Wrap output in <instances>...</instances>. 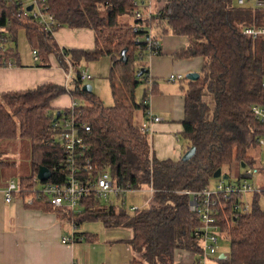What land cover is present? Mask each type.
Segmentation results:
<instances>
[{
    "label": "trees",
    "instance_id": "16d2710c",
    "mask_svg": "<svg viewBox=\"0 0 264 264\" xmlns=\"http://www.w3.org/2000/svg\"><path fill=\"white\" fill-rule=\"evenodd\" d=\"M161 1L159 10L151 14L141 10L143 5L138 0H47L48 12L56 19L54 31L61 27L94 31L93 49L62 51L53 33L31 15H24L20 4L0 0V27L8 39L0 45V66L9 60L20 63L16 46L20 30L25 32L30 47L37 50L41 66H50L45 63L49 54H54L67 69V56L75 69L83 61L103 56L112 59L111 106H106L94 89H83L85 81L78 72L67 85L45 82L33 89L1 93L0 142L17 137L31 140L32 173L20 178L23 188L31 189L40 183L37 173L41 166L48 167L52 180L57 181L55 166L62 161L64 151L52 141L53 126L58 112L65 108H54L52 101L65 93L82 100L81 113L75 115L88 145L86 159L91 161L92 172L108 169L115 185L127 190L149 186L153 193L151 204L129 212L124 209V200L108 205L92 195L82 202V213L55 208L42 200L30 206L58 211L75 228L76 236H84L83 240H91L94 235L79 231L87 221L130 228L133 234L129 244L134 253L130 264H175L181 249L199 255L201 247L195 230L200 218L190 210L191 195L185 191L211 187L219 168H227L223 173L230 179L235 160L243 168L238 176L241 178L243 163L255 166L249 150L256 147L258 137L264 136V124L252 111L254 104L264 106V40L253 39L242 31L246 26H264V5L250 1L240 4L237 0ZM137 11L143 18L135 19ZM122 16L131 21H121ZM157 21L164 23L161 33L170 30L188 38V45L173 54L175 60L203 59L200 77L182 80L187 85L183 84L181 136L187 146L178 159H159L152 150L149 132L135 122L137 111L147 116L150 97L159 92L158 82L148 75V65L139 63L149 54L138 47H147ZM137 38L143 43H137ZM161 53L160 47L156 55ZM142 67L145 71L139 76ZM141 84L145 88L138 101ZM83 123L90 126V131L82 129ZM4 163L0 161V165ZM263 194L264 191L253 194L248 213L235 209L238 194L216 196L221 237L231 242L230 255L217 259L216 264H264Z\"/></svg>",
    "mask_w": 264,
    "mask_h": 264
},
{
    "label": "crops",
    "instance_id": "0c3cea01",
    "mask_svg": "<svg viewBox=\"0 0 264 264\" xmlns=\"http://www.w3.org/2000/svg\"><path fill=\"white\" fill-rule=\"evenodd\" d=\"M138 1L143 5L141 10L151 14L162 5L161 0ZM163 24L157 21L150 33L160 41L162 53L146 57L148 75L158 82L159 87V92L150 97L149 109L162 117V120L151 123L149 140L159 159H178L187 146L181 136L184 130V90L182 81L175 84L177 82L170 81L169 76L199 73L203 59L175 60L173 54L187 46L189 41L170 30L161 33ZM54 40L62 51L93 49L95 45L94 31L90 28L61 27L56 30ZM31 58L20 54L19 64L0 66V94L33 89L45 82L67 84L65 73L68 69L54 54H49L45 62L50 64L49 68L38 64L42 61L34 59L33 49ZM66 61L71 64L68 56ZM82 63L86 65L87 61ZM65 96L66 93L54 99L52 106L56 109L69 107L73 98L70 94L68 99ZM146 117L141 113L139 122L143 123ZM7 183L0 179V264H130L134 254L129 244L133 234L130 228L103 224L99 234L79 228V231L93 233L91 240L63 243L61 238L73 228L63 221L58 211L27 205L19 194L14 195L12 202H6L2 190ZM175 264H198V255L189 250H178Z\"/></svg>",
    "mask_w": 264,
    "mask_h": 264
},
{
    "label": "built area",
    "instance_id": "2783aa9c",
    "mask_svg": "<svg viewBox=\"0 0 264 264\" xmlns=\"http://www.w3.org/2000/svg\"><path fill=\"white\" fill-rule=\"evenodd\" d=\"M21 5V10L24 15H31L39 25L44 26L45 29L52 32L56 19L53 14L48 12L47 0H14ZM238 3L243 4L246 1L253 2L257 5H264V0H237ZM32 6L30 11L28 6ZM135 19L143 18V14L139 11L135 14ZM138 30V26L134 25V31ZM243 33L252 37L253 39L264 40V26H246L243 28ZM3 28L0 27V45L3 46L7 42L6 35L2 34ZM137 43H143L139 38ZM147 47L138 45L140 50H146L149 56L156 55L158 49L161 47L158 39H153L148 36ZM33 57L35 60L39 59L37 50H33ZM5 66L15 65L12 60L4 62ZM78 72L83 81L92 78V74L87 65L81 63L76 69L69 64L66 70L65 78L68 81L72 75ZM186 75L178 73L171 74L169 80L175 82L176 80H184ZM67 85V84H66ZM82 100L73 99L70 106L60 111V115L54 122L53 126V143L60 145L64 151V157L59 165L55 166L57 181L52 180L53 174L46 181H40L31 189L23 188L20 183L11 181L2 190L4 199L10 203L14 199L15 194L23 197L27 205H33L37 200L48 201L55 208H62L73 213H82L84 210L83 201L92 195L100 197L103 201H107L113 194L123 196L127 189H123L112 180L110 171L105 169L98 174L92 172L90 159H86L88 145L79 132L77 127L76 113H81L80 108L83 107ZM252 111L256 118L264 124V106L254 104ZM162 120V117L154 114L150 109L147 112L146 120L142 123L144 130L150 132V126L153 121ZM84 131H90V126L86 123L81 125ZM264 152V136L258 137L257 145ZM86 159V163H85ZM257 173H264L255 170L254 167L245 166L241 178L238 177L236 181L227 182V179L218 178L215 183V189L212 187L205 188L199 191L188 190L186 193L191 195L190 210L198 214L200 218V225L195 230L201 252L198 255V264H210V259L217 260L220 258V226L218 223L219 209L217 207L219 194H224L225 198L233 194H238L239 198L235 204V209L242 213H248L251 210L252 200L250 195L264 191L260 186L254 185L250 182V178H254ZM240 178V179H239ZM30 191V192H23ZM26 193V194H25ZM114 204L108 202V205ZM140 207L132 205L130 210L136 211ZM75 228L70 234L61 238L63 243H74L82 241L84 236H76ZM227 256V255H226ZM71 264H76L72 262Z\"/></svg>",
    "mask_w": 264,
    "mask_h": 264
},
{
    "label": "rangeland",
    "instance_id": "374dc122",
    "mask_svg": "<svg viewBox=\"0 0 264 264\" xmlns=\"http://www.w3.org/2000/svg\"><path fill=\"white\" fill-rule=\"evenodd\" d=\"M147 1V0H146ZM156 1V0H153ZM145 7V6H144ZM145 12V11H143ZM121 21L130 22L131 18L128 16H122ZM186 39H188L186 37ZM17 48L23 56L30 57L32 55V49L30 44L25 36V32L20 30L18 32L17 38ZM148 59L144 58L139 63L145 64ZM41 64V63H39ZM88 66L92 78L85 81L84 84H91L94 88V91L101 98L103 103L106 106H111L114 103V99L112 97V92L109 84V75L112 66V59L109 56H103L96 60H91L86 63ZM45 68H49V66L44 65ZM182 81V80H181ZM175 84H179L180 81L176 80ZM183 82V83H182ZM182 84H186L187 81H182ZM145 86L140 85L137 89V100L140 101L143 95V90ZM66 99L69 98V94L66 93ZM141 115L140 111L136 112L135 122L138 124H142L139 122L138 117ZM31 153H32V142L30 139L17 137L14 139L2 140L0 142V161L5 162L0 165V179L2 181H14L16 183L19 182L21 177L28 176L32 173V165H31ZM249 155L254 157L255 166L254 169L264 172V152L259 147H254L249 150ZM245 168V167H244ZM243 171V168L239 167V162L234 161L231 178L227 179V182L236 181L240 172ZM223 172H227V168L223 169ZM218 178H215L211 184L212 189H215L214 185L217 182ZM250 182L254 185L260 186L261 189L264 188V173H257L254 178H250ZM7 183V184H8ZM263 192V191H261ZM260 192V193H261ZM152 191L149 186H143L140 189H131L126 191L123 196H117L113 194L107 201H104L108 204V202H113L116 204H121L122 200L125 201L124 209L130 212V207L132 205H138L140 208H145L150 206L152 201ZM250 199H253V194L249 196ZM260 204L262 208H264V194L260 197ZM67 225L68 221L66 219L63 220ZM81 230L87 229L90 232H94L96 234L100 233V229H103L102 221H87L81 227ZM230 239L226 236H222L220 238V254L224 253L225 255H230ZM217 260L210 259V264H216Z\"/></svg>",
    "mask_w": 264,
    "mask_h": 264
},
{
    "label": "water",
    "instance_id": "95a60500",
    "mask_svg": "<svg viewBox=\"0 0 264 264\" xmlns=\"http://www.w3.org/2000/svg\"><path fill=\"white\" fill-rule=\"evenodd\" d=\"M31 9H32V6H31V5L28 6L27 10L30 11ZM124 59H126V58L124 57ZM144 71H145V68L142 67V69H141V71H140V73H139V76H140L141 74H143ZM199 77H200V73H198V72H189V73L186 74V78L189 79V80H197ZM83 89L86 90V91H88V92H90V91L93 90V86H92L91 84H84ZM58 115H60V111L58 112ZM55 121H56V119H55ZM242 166L245 167L246 164L243 163ZM51 175H52V174H51V170H50L48 167H46V166H41V167L39 168V170H38L37 178H38L40 181H46V180H48V179L51 177ZM214 177H215V178H220V177H222V178H224V179H228V175L224 174L221 168H219V169L215 172ZM225 257H226V255H225L224 253H221V254H220V258H221V259H222V258H225Z\"/></svg>",
    "mask_w": 264,
    "mask_h": 264
}]
</instances>
